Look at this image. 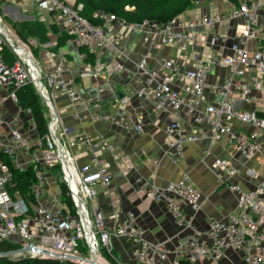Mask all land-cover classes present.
Listing matches in <instances>:
<instances>
[{"label": "built area", "instance_id": "built-area-1", "mask_svg": "<svg viewBox=\"0 0 264 264\" xmlns=\"http://www.w3.org/2000/svg\"><path fill=\"white\" fill-rule=\"evenodd\" d=\"M202 3L194 0L189 11L165 23L143 20L135 24L114 13L97 11L93 19L99 23L93 24L82 15L81 2L39 0L36 8L55 18L69 37L61 53L57 56L48 52L42 64L32 47L47 49L50 44L40 45L32 39L27 44L15 39L0 13V243L14 241L20 246L10 258L103 264L100 259L104 250L118 264H224L229 254L235 253L240 254L244 264H264V176L250 189L233 182L230 190L236 195L237 213L212 219L206 230L197 227V215L205 200L188 175L163 187L154 184L152 175L136 176V185L151 201L165 206L177 229L165 241L148 240L133 213L111 204V215L106 216L99 208L97 188L104 187L110 197L113 181L101 153L114 152L115 145L101 136L75 133V128L65 123L66 108L59 107L60 99L66 97L73 119L79 123L91 113L92 123L104 121L144 134L142 118L134 121L128 116L132 96L120 99L119 91L110 89L113 106L122 112L112 115L103 112L105 90L98 85L100 80L109 81L113 74L131 73L126 41L134 33L144 35L149 50L135 63L140 76L135 97L152 102L159 111L170 112L171 122L164 134L166 153L173 162H179L189 145L201 140L218 143L227 137L235 154L264 167V38L259 22L264 0H242L238 5L231 4L228 11L192 14ZM126 9L133 10L128 6ZM164 47H176L178 56L162 58L158 66L151 68L152 52ZM6 51L11 54V63L5 58ZM189 52L193 56L190 66L184 59L190 60L186 56ZM214 68L227 71V76L211 84ZM74 71L82 80H91L98 93L79 91ZM27 86L35 88L48 109V131L43 135L37 133L30 113L25 116L19 106L17 92ZM209 93L219 100L206 105ZM9 103L16 106L17 114L4 119L1 107ZM182 116L192 124L206 121L210 128L187 133ZM235 120L252 131L236 132ZM211 153L207 151L206 156ZM82 154L88 162L81 164ZM23 155L28 160L18 165ZM2 156L17 169L32 168L36 180L31 197L13 189L14 173ZM209 168L221 179L233 181L243 175L229 158H217ZM131 172L128 169L126 175ZM58 174L73 208L66 204L62 190L60 196L45 202L49 180ZM259 177L254 168L244 176L249 180ZM117 241L127 244L126 263L113 256Z\"/></svg>", "mask_w": 264, "mask_h": 264}, {"label": "crops", "instance_id": "crops-1", "mask_svg": "<svg viewBox=\"0 0 264 264\" xmlns=\"http://www.w3.org/2000/svg\"><path fill=\"white\" fill-rule=\"evenodd\" d=\"M0 1L9 2L13 7L17 8L13 14H16L15 16L18 17L17 19L19 21L26 20L28 15L26 13H30L34 15V18L32 15L28 16V18L37 19L35 21L43 22L48 26H57L58 33L50 30L49 35L51 36V40L46 43L50 44V46L47 47V49L39 47L38 54L41 64L46 61L48 52H53L57 54V56L61 53L62 48L60 47L61 49L57 50V46L59 45V39L62 35L64 36L63 27H61L60 23L55 21V18L50 16L47 12L39 11V9L36 8V4L39 0ZM241 1L242 0H203V3L200 5L201 8L195 9L192 11V14H211L228 11L231 8V4L238 5ZM6 9L8 8L6 7ZM30 9H32V11H29ZM6 14L10 13L6 11ZM259 22L262 37L264 38V10L261 12ZM15 36L18 37L16 34ZM143 38L144 35L134 33L126 41L128 45V54L131 58L127 63V68L131 70V73L129 72V75L123 74L125 76L113 74L109 81L100 80L98 85L105 90L102 94L103 112H109L112 115H122V112L113 106L114 98L110 90L113 89L111 88L112 86H115L117 92L119 91L125 96H132V101L127 107L128 116L134 121L138 117L142 118L143 124L145 125L144 134H137L133 131L128 132L104 121L92 123L89 119L91 113L86 114L87 118L79 123L73 119V110L66 97L60 99L59 107L62 109L66 108L64 114L65 123L69 126L72 125L75 128V133L87 132L97 137L101 136L115 145L114 152L101 153L102 161L107 163L112 172L113 181L110 197L105 194V188L99 185L101 188L98 197L99 208L103 210L106 216L111 215L112 205L126 212L133 213L135 218H137L138 225L146 230L148 240L165 241V239L175 235L177 229L171 217L167 214L165 206L151 201L150 197L142 192L136 185V176L152 175L154 184L163 187L169 182L179 181L184 175H188L191 183L201 191L203 199L205 200L202 211L197 215V227L200 230H206L212 219H225L229 214L237 213L236 195L230 190V186L233 182L240 183L245 189L253 188L260 183V179L264 176V167L260 166V164H258L259 162L256 160H249L244 156L242 157L241 155L235 154L229 138L227 137L218 143L201 140L189 145L185 148L184 155L179 162H173L166 153V137L164 135L165 126L171 122L170 112L164 110L159 111L152 102L143 101L135 97V92L137 91L140 81L135 63L140 60V56H143V54L149 50ZM152 56L154 58L149 65L151 68H154L159 65L162 58L178 56V50L176 47H164L158 51L152 52ZM186 56H188L190 60H186V57H184V59L190 66L192 64V53L189 52ZM70 57L71 56H68V59H70ZM73 75L77 80L79 91H83L84 93L87 92L92 95L98 93L96 85L93 86L91 81L89 85H86L85 81L79 78L76 71L73 72ZM225 76H227V71L214 68L212 69L210 82L211 84L222 82ZM118 86H121V88ZM128 92L130 93L129 95L126 94ZM218 100L219 98H215L209 93L206 105ZM239 107H243V104H239ZM202 110L204 111L205 107H203ZM16 112V106L12 103L1 107V115L4 119L14 117L17 114ZM182 120L187 133H191L195 128L203 130H208L210 128L206 121L202 124H192V121L186 116H182ZM233 125L234 130L238 133L252 131L250 126L243 123L241 124V122L237 120L233 122ZM262 142L264 146V139ZM207 151L212 152L209 157L206 156ZM217 158H229L233 165L242 172L243 178L238 177L233 181L228 178H219L218 175L209 168L211 162ZM261 159L260 157L259 160ZM27 160L28 157L23 155L21 159L18 160V165ZM80 162L81 164L88 162V157L82 154ZM253 168L259 172V179L249 180L248 178H244L246 171ZM128 169L132 170L129 176L126 175ZM260 172L263 173L261 174ZM49 188V195L45 199V202L51 201L54 196H60L62 189L60 188L57 177L52 176L50 178ZM126 247L127 244L123 241H117L116 250L123 263L128 261V250ZM223 263L244 264L240 254L235 253H230L229 259L225 260Z\"/></svg>", "mask_w": 264, "mask_h": 264}, {"label": "trees", "instance_id": "trees-1", "mask_svg": "<svg viewBox=\"0 0 264 264\" xmlns=\"http://www.w3.org/2000/svg\"><path fill=\"white\" fill-rule=\"evenodd\" d=\"M77 3L81 2L84 4L82 15L87 18L93 24H98L99 21L93 19V15L97 11H104L107 13H114L119 18L127 20L128 22L140 24L143 20H149L156 23H165L174 17L187 12L193 5L194 0H76ZM133 8V10H126V7ZM9 27V26H8ZM20 41L27 43L34 39L39 44L44 45L51 40L49 35L50 30L58 33L56 25H47L40 21L17 23L14 26ZM12 33L13 30L11 29ZM64 33V36L59 39L57 50L67 45L69 40L68 35ZM61 47V48H60ZM34 55L36 56L39 48L32 47ZM5 58L9 63L12 61L11 54L9 51L5 52ZM39 60V57H36ZM41 61V60H39ZM19 106L25 111V116H30L36 124V131L39 135H43L48 131V109L44 106L41 97L36 92L33 86H27L20 89L18 92ZM28 127L27 124H25ZM3 157V156H2ZM5 163H7L12 172L14 173V184L13 189H17L21 192L22 196L31 197V187L34 185L36 177L31 167L25 170L17 169L13 162L7 157H3ZM57 172V171H56ZM58 183L62 189V195L65 198L66 204L73 208V204L70 198L67 196V189L61 182V177L57 175ZM20 246L14 241H4L0 243V253L5 251H13L19 249ZM104 251V250H102ZM104 255L111 261L112 264H118L111 256L104 251ZM116 251L113 256H117ZM104 256V257H105ZM0 264H77L73 262L62 263L58 260L49 259H31L21 258L19 260L12 259L10 257L0 258Z\"/></svg>", "mask_w": 264, "mask_h": 264}, {"label": "rangeland", "instance_id": "rangeland-1", "mask_svg": "<svg viewBox=\"0 0 264 264\" xmlns=\"http://www.w3.org/2000/svg\"><path fill=\"white\" fill-rule=\"evenodd\" d=\"M6 7L8 8V9H6ZM17 8H15V7H13L12 6V4L11 3H9V2H3V1H0V13L4 16V18H5V21H6V23H7V25L9 26V28L10 29H12L13 30V37L14 38H17V39H20V37L18 36V34H17V31H16V29H14V26L17 24V23H23V21H19L17 18V16H15L13 13H15V10H16ZM127 10V9H126ZM6 11H8L10 14H6ZM29 11H32V9H30ZM26 14H28L27 15V17H26V20H24V22H32V21H35V20H37V19H33L34 17V15L33 14H30V13H26ZM14 15V16H13ZM30 15H32V17L33 18H28V16H30ZM15 34L18 36V37H16L15 36ZM21 40V39H20ZM22 41H23V39H22ZM28 44H29V42H28ZM36 54H38V52L36 53ZM36 57H39V54L38 55H36ZM85 81V83H86V85H89V83H90V81L91 80H89V79H85L84 80ZM119 88H121V86H118ZM113 89H115V86L113 87ZM126 94H130L129 92L128 93H126ZM165 135V134H164ZM34 136V135H33ZM261 166V165H260ZM260 168V167H259ZM261 174L263 173V172H260ZM100 186L97 188V191H98V195H99V192H100ZM89 210L90 211H92V205L91 204H89ZM102 255H103V257L105 256L104 255V251H103V253H102ZM118 257H119V259H120V256H119V254L117 255ZM101 258L100 260H101V262L100 263H103V264H112L111 263V261L109 260V259H107L106 258V256H105V258L107 259V261H105L104 260V258ZM19 260V259H18Z\"/></svg>", "mask_w": 264, "mask_h": 264}, {"label": "water", "instance_id": "water-1", "mask_svg": "<svg viewBox=\"0 0 264 264\" xmlns=\"http://www.w3.org/2000/svg\"><path fill=\"white\" fill-rule=\"evenodd\" d=\"M124 94L123 93H118V97L121 99L123 98ZM17 251H5L0 253V258H5V257H10L12 255H15ZM93 264H98L97 262H93Z\"/></svg>", "mask_w": 264, "mask_h": 264}]
</instances>
